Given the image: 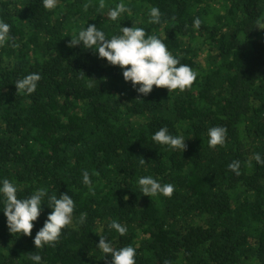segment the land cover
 I'll list each match as a JSON object with an SVG mask.
<instances>
[{
    "label": "trees",
    "instance_id": "1",
    "mask_svg": "<svg viewBox=\"0 0 264 264\" xmlns=\"http://www.w3.org/2000/svg\"><path fill=\"white\" fill-rule=\"evenodd\" d=\"M119 2L45 9L41 0H0L11 38L0 46V180L16 184L19 198L45 187L75 203L60 239L39 250L41 264H111L99 236L114 249L134 247L136 264H264V29L256 28L264 0H125L130 14L110 21ZM153 6L158 24L149 22ZM133 23L190 66L189 88L139 96L118 66L69 47L87 24L110 38ZM32 72L41 76L36 91L18 92L16 80ZM162 126L185 150L152 141ZM214 126L227 134L213 149ZM147 175L174 185L173 194L142 196L137 179ZM50 211L43 206L31 236L11 234L0 212V264H33V237ZM113 219L125 235L108 228Z\"/></svg>",
    "mask_w": 264,
    "mask_h": 264
},
{
    "label": "clouds",
    "instance_id": "2",
    "mask_svg": "<svg viewBox=\"0 0 264 264\" xmlns=\"http://www.w3.org/2000/svg\"><path fill=\"white\" fill-rule=\"evenodd\" d=\"M57 0H41L45 9H52L56 6ZM104 0H99V8H104ZM130 9L125 0H120L114 8L109 9L107 17L110 21L117 19L125 13L130 14ZM161 13L158 7L149 9V22L160 23ZM201 21L194 19V27L199 28ZM259 29H264V23L256 21ZM10 25L4 20H0V46L4 45L11 38L9 35ZM69 47L82 45L85 50L98 53L99 58L106 59L111 66H118L122 70V75L126 83H131L133 89L139 96H148L156 89L165 88L170 93L175 90L183 92L191 86L195 79V73L189 65L183 64L169 50L167 44L156 35L146 34L142 27H137L134 23L132 27L121 26L119 34L110 38L106 33L94 24H87L78 33L70 36ZM41 80L38 73L32 72L21 79H17L15 86L18 92L32 94L37 89V84ZM227 129L223 126H214L208 129V146L216 148L225 141ZM152 141L158 145L166 146L169 149L185 150V140L180 135H173L166 126L160 127L153 135ZM257 162H262L259 154L256 155ZM139 165L143 166L146 160L139 157ZM228 168L239 174L240 164L233 161ZM82 182L88 185L91 190L89 173H83ZM142 196L170 197L174 192V185L161 184L151 175L141 176L137 179ZM17 185L8 179L0 180V203L3 210L0 211L6 218V226L11 234L20 236H31L34 222L38 220L47 205L51 211L44 221L43 227L36 232L33 237V244L36 252L28 254L33 264H41L42 257L39 254L45 246L54 245L61 237L62 232L72 223L75 203L71 195L59 194L49 195L48 189L40 187L30 195L19 198L17 195ZM46 199V202H45ZM127 199V197H125ZM87 213H81L79 220L86 221ZM110 230H114L121 236L125 235L127 228L113 219L108 224ZM97 248L104 254V258L111 257V264H136V249L132 246H124L114 249L111 242L104 236H99Z\"/></svg>",
    "mask_w": 264,
    "mask_h": 264
},
{
    "label": "rangeland",
    "instance_id": "3",
    "mask_svg": "<svg viewBox=\"0 0 264 264\" xmlns=\"http://www.w3.org/2000/svg\"><path fill=\"white\" fill-rule=\"evenodd\" d=\"M56 3H58V0H57V2Z\"/></svg>",
    "mask_w": 264,
    "mask_h": 264
}]
</instances>
